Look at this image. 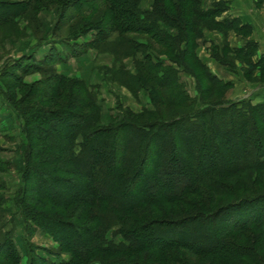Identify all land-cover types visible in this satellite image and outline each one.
I'll use <instances>...</instances> for the list:
<instances>
[{"label":"rangeland","instance_id":"obj_1","mask_svg":"<svg viewBox=\"0 0 264 264\" xmlns=\"http://www.w3.org/2000/svg\"><path fill=\"white\" fill-rule=\"evenodd\" d=\"M198 1L186 16L178 10L175 21L158 18L155 22L152 13L156 0H124L129 11L119 24L126 27L137 21L139 29L154 27L158 34L155 40L141 32L123 33L117 27L111 28L107 0H0V264L70 261L71 247L82 249L88 243V235L81 233L90 222L86 216L95 215L92 221L97 223L98 215H102L101 224L107 225L106 230L92 233L105 237L107 242L119 243L124 239L119 233L121 227L128 231L152 221L177 222L200 211L214 213L240 199L264 195V169H252L226 176L215 173L211 176L214 182L227 187L225 194L214 195L205 189L199 195L160 204L156 212L147 207L145 211L151 214H146L147 218L139 213L118 216L97 205L81 214V198L71 205L67 202L84 192L83 174L65 171L77 163L87 164L97 152L90 147L81 160L73 154L81 141L74 140V135L85 122L56 129L34 114L63 112L70 104L75 105L73 112L90 123L87 133L128 122L143 127L159 122L175 124L184 117L191 124L206 121L207 129L225 139L231 133L229 143L218 145L217 156L212 144L207 152L202 151L205 133L186 132L189 123L183 125L185 130L177 124L173 129L158 130L144 179L158 190L155 194L159 197L173 195L189 183L187 164L231 167L242 159L246 161V157L240 158V133L246 125L240 122L238 113L256 116L249 119L255 129L252 140L264 141V0ZM197 9L221 12L215 21H209L200 19ZM189 23L194 25L191 34L187 30ZM51 83L57 84L50 87ZM232 104H240V111H233L236 113L225 120L202 116L214 105L229 108ZM42 131L46 134H40ZM153 131H145L147 137L142 143L147 144ZM132 137L126 135L123 143ZM172 142L185 155L176 157L171 152ZM30 148L40 151L36 159L29 154ZM191 149L195 150V159L188 154ZM243 150L253 152L248 164L258 158L264 160L259 150ZM55 166L64 171L54 173ZM34 167L38 172L29 180V171ZM165 169L161 176L156 174ZM47 176L72 184H54L44 178ZM32 188L37 191H30ZM34 193L45 202L43 207L28 201ZM51 199L65 204L53 208L56 204ZM245 201L218 217L212 229L198 221L170 228L175 232L165 234L166 241H176V233L186 234L189 232L185 230L191 228L213 236L218 227H223V239L237 245L238 252L246 254L243 258L196 255L182 248L167 253L145 251L97 258H108L106 264H264V226L252 223L240 231H227L244 218H263L262 200L255 204ZM34 212L37 218H33ZM52 221L73 225L82 238Z\"/></svg>","mask_w":264,"mask_h":264},{"label":"trees","instance_id":"obj_2","mask_svg":"<svg viewBox=\"0 0 264 264\" xmlns=\"http://www.w3.org/2000/svg\"><path fill=\"white\" fill-rule=\"evenodd\" d=\"M123 2L124 0H107V8L112 16L110 21L111 28L117 27V29L122 31L123 33L141 32L142 34L151 35L152 38L158 40V34L154 32V27L151 28L148 26L139 29V24H137V21H135V23L132 25L126 27L123 26L124 28L119 24V21L125 19L124 15L129 11L128 6H126ZM198 2V0H156L154 11L152 13L153 17L155 18L154 21L157 22L158 18H160V20L162 21L167 19V21L169 20L173 22L175 21V18H173L174 14H176L178 10H181L183 16H186V14L188 13L187 10L193 8V6L198 4ZM220 12L221 11L218 9L216 11L208 10L205 12L201 9H197L196 15L203 20L215 21V18L218 16L217 14H220ZM216 23L218 26L222 25V22L216 21ZM187 25H189L187 28L188 33H193L192 28H194V25L191 23ZM189 39H191V37ZM211 80L215 81V78L211 77ZM51 84L52 85L50 87H52L53 84L56 85L57 83ZM237 105L240 104H232L229 108H217V106L214 105L212 106V108L204 110L202 116L211 115L213 120H217L218 118L219 120H225L229 115L233 116L236 113H234L233 111H240ZM74 108L75 105L70 104L63 112H51L47 114V112L45 113L43 111H38V113L34 114L36 118L41 120L43 123L45 122L54 124V127H56V129L61 126H71V124L73 123L85 122L83 126H80L77 129V132L74 135V140L79 141V138H81V141H79V144L77 145L78 150L73 152V154H76V156H78L77 160H81V158L85 156L86 152L89 151L90 147L95 148L97 152L92 155L87 164L77 163L75 164V166H73L72 169H68L65 171L66 173L79 172L83 174V180L86 187L84 192L79 193V195H74V198H71V200L67 202L68 205H71L75 203L76 200H80L81 198L84 201L80 208L81 214L86 213L87 209L90 206L97 205L101 207H107L118 216H129V214L139 213L141 215L143 214L142 216L147 218V216H145L146 214L151 215L150 213L148 214V212L145 211L147 207H151L153 211L156 212L157 210L155 209L161 207L160 204H170L176 201H181L185 196L197 194L199 195V193L205 192V189H209L212 193H214V195L225 194L227 191V187L220 182H214V178L211 176L215 173H217L218 176H226L234 174L237 171L244 172L252 169H264V160L261 161V158L256 159L254 163L248 164L249 162L247 161L250 159L253 152H251V150L244 152L246 150H243L244 148L254 149L256 151L259 150V153L262 154L261 156H264V154L262 153L264 148V141L260 143L259 140H252L253 133L255 134V129L254 124L250 123L251 120L249 119H253L256 116H251V113L248 112L238 113L241 119L240 122L242 121L246 125V127L240 133V137L243 139V142H241L242 146L240 150L243 151V153L240 154V158L246 157V161H243L242 159L239 164H236L237 166L232 165L231 167H224L222 164H212L209 166L203 165V167H200L199 165L193 166L187 164L189 166V183L183 189L179 190L173 195L159 197L155 194V192H158V190H156L154 186L150 184L148 185V183H146L144 179V174L148 175V173H145V166L148 165L146 164V162L150 161V158H152L151 156L154 153V140L158 136L159 131L165 128L173 129L179 125L181 128H183L184 124L189 123V129L186 130V132L195 133V131L201 130L205 133L203 134L204 145H202V147L200 146L202 148V151L207 152V150L209 149V144H212L213 151L216 152L215 154L217 156L219 154L218 145L222 146L221 142H224L225 144L229 143L230 139L228 138L232 136L231 133L230 135H225V139L215 130L210 128L207 129L206 121H202L201 123L195 122L194 124H191L187 120V117L181 118L178 123L175 124H163L162 122H159L154 125H147L143 127L138 124L128 122L121 124L116 128L99 129L92 133H87L88 129L90 128V123L88 122L87 118H83L80 117L79 114H75L73 112ZM77 120H79V122H77ZM230 120L232 122L231 117ZM212 126L213 124L211 123V127ZM152 130L155 131H153L154 133L151 134L150 140L147 142V144L142 143V140L147 137L145 131L151 132ZM179 132H181V129L177 133ZM41 133L46 134L44 131L40 132V134ZM130 134H132L133 137ZM39 135L38 138H40ZM126 135H129L132 138L131 140H126V142L123 143V139ZM151 137L154 138L151 139ZM201 148L199 149V151H201ZM192 151L195 150L191 149L189 150V153H187L191 154L192 156ZM28 152L30 155H34V159H36V156L40 153V151L33 150L32 148H30ZM171 152L175 153L176 157L185 155L184 151L180 150L177 144L175 145L173 142L171 145ZM128 156L129 158L127 159L126 157ZM193 158L195 159L194 155ZM141 160L143 161L141 162ZM158 165L160 164H156V166ZM32 169L29 171L31 173L29 176V180H33L35 176L34 174L38 172L37 167H34ZM59 171L64 170L56 168L55 166L53 172L58 173ZM165 171L166 169L161 170L156 174L161 176L163 173H165ZM44 178L54 184H72L69 181L56 179L51 176H47ZM141 187H143V190H141ZM102 190H105V192L108 191L109 194L103 193ZM30 191L36 192L37 189L32 188ZM48 196L49 195H47V198H49ZM51 200L57 205H52L53 208H59L65 204H60V202H57L53 199ZM245 200H247V198L235 201L231 204H228L227 206H224L214 213H205V211H200L199 214L193 216L192 218H185L184 220L177 222L166 221V223L152 221L128 231H124V228L121 227L119 233L121 232V234L124 236V239L119 243L107 242L105 237L92 233V231L96 230H106L107 225L101 224L102 215H98L100 221L97 223H94V221H92L95 215L86 216L90 219V222L88 226L82 229L81 233H86L88 235V243H86V245L82 247V249H78V247L73 248L75 246L73 245L71 247L72 249L70 250V253L72 254L71 260L62 264H90L91 262L95 261H99L100 264H106L105 262L109 260L108 258L104 260L103 258L97 257L134 255L145 251L158 254L167 253L170 250L179 248L187 249L189 250V252H192L196 255L213 254L216 256H224L225 258L232 259L243 258L246 256V254H244L243 251L238 252L240 248L237 247V245L230 244L223 239V237L226 235V231L223 232L224 230H221L223 227H218L217 232L213 234V236H211V234L208 232L206 233V231L205 234L195 232L194 228L185 230L189 232L186 233L189 234L186 242L183 241V238L186 236V234L183 232L176 233L179 237V239L176 241H166L165 234L169 235L170 233L172 234L173 232H175L174 230H170V228H176L180 225H184V223H198V221H204L206 225L210 226L209 229H212V227H214L213 222L218 217H220L223 213L232 211V209L235 207L241 206L242 202ZM260 200L264 202V195L254 196L245 202L250 201L252 202V204H255ZM28 201L34 202L36 205L42 207L45 205V202H42V199L35 195V193L33 194V196H30V198H28ZM154 212H152V214ZM89 213H91V211ZM33 214V218H37L35 212ZM86 217L84 216V218ZM249 218L250 217L238 221L236 224L229 227L227 231H240L243 228L250 226L249 224H251L252 226V223H259L261 226H264V216L261 219ZM52 223L57 224V226H65V230H71L72 235H76L78 238H82V236H80V234L78 233L79 231H77V228L73 225L60 223L59 221H52ZM108 223L109 220L106 219L105 224Z\"/></svg>","mask_w":264,"mask_h":264},{"label":"crops","instance_id":"obj_3","mask_svg":"<svg viewBox=\"0 0 264 264\" xmlns=\"http://www.w3.org/2000/svg\"><path fill=\"white\" fill-rule=\"evenodd\" d=\"M243 97H245V96H243Z\"/></svg>","mask_w":264,"mask_h":264}]
</instances>
